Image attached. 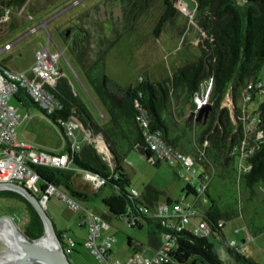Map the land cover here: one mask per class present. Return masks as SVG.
Segmentation results:
<instances>
[{"label":"trees","instance_id":"obj_1","mask_svg":"<svg viewBox=\"0 0 264 264\" xmlns=\"http://www.w3.org/2000/svg\"><path fill=\"white\" fill-rule=\"evenodd\" d=\"M176 1L161 0L163 13L155 35L163 24L172 22L178 15ZM26 2L2 0L1 5L5 9L21 10ZM192 8L193 22L204 36L199 54L160 81L141 78L135 86H120L107 77L104 53L98 52L97 45H92L95 37L90 31L80 28L82 36L69 37L72 51L84 69V79L106 122L101 125L95 122L66 77H60L54 87L48 89L60 109L52 115L38 110L57 127L71 119L77 120L92 138L102 137L114 159L108 163L92 144H85L78 151L68 146L62 154L68 158L65 168L33 166V169L41 190L53 186L80 205L89 203L103 189H110L102 200L106 215L101 219L113 218L130 227H147V247L153 249L154 254L165 244L171 245L164 264H258L249 257L247 249L255 246V238L264 234V94L257 109L252 111L258 116L253 134L239 120L237 108L238 126H235L228 108L222 104L231 92L236 105L243 91L251 84L256 85L257 72L264 66V0H193ZM3 16L4 11L0 10V19ZM9 27L15 28L14 25ZM95 30L101 35L104 33L101 26H96ZM0 69L7 68L0 62ZM207 88L212 111L206 120L197 121L198 114L194 117L192 113L194 97ZM248 93L253 101L255 88ZM12 99L17 104L29 101L36 106L20 89ZM136 104L147 112L148 132L158 135L173 153L191 158L194 167L197 166L199 173L195 182H183L186 195L193 198L191 223L195 225V219L197 224L206 223L209 234H195L189 226L180 230L168 227L150 211L142 197L130 194L134 189H128L130 182L123 164L131 152H137L148 162L154 160L153 167L180 168L177 163L169 166L160 162L151 152L144 129L135 120ZM179 170L182 172L181 168ZM77 173L83 174V178L84 174L98 177L103 185L96 191L83 190L75 183ZM173 174L182 180L174 171ZM201 184H205L200 196L204 202L196 192ZM259 194L262 198L258 199ZM0 197L22 205L27 223L21 232L27 239L35 241L44 235L42 220L23 197L7 190L0 191ZM187 203L182 207L185 210H188ZM166 205L171 207L169 201ZM238 216L243 220V233L248 232L253 245H249L245 233L244 242L240 244L226 240L222 232L225 222ZM218 224L222 225L218 227ZM55 231L64 244V232ZM216 241L220 248L216 247ZM127 245H132L131 239ZM138 247L136 250L140 251L142 246ZM108 254L111 255L110 248ZM70 255H66L69 260Z\"/></svg>","mask_w":264,"mask_h":264},{"label":"rangeland","instance_id":"obj_2","mask_svg":"<svg viewBox=\"0 0 264 264\" xmlns=\"http://www.w3.org/2000/svg\"><path fill=\"white\" fill-rule=\"evenodd\" d=\"M122 1L124 2L122 3ZM122 1L27 0L21 10L5 9L0 4V10L4 11V15L9 21L6 24L0 23V62L6 64L11 70H18L14 72H23L31 68L38 51L47 49L51 54L54 50L57 51L58 49L54 48V44L57 42L55 26L59 24L60 20L70 15H74L71 21L79 22L80 28L90 31L91 36L93 34L92 37L95 38L92 39V45H97L98 52L104 53L107 77L120 86H135L141 78L154 82L170 77L185 61L193 60V55L199 54L198 50L204 36L201 35L193 22V0H177L175 8L178 10V15L172 22L163 24L157 35L155 32L163 13L161 0ZM70 4L72 7L61 14ZM49 20L51 21L49 22ZM10 25H14L15 28L10 29ZM96 26L102 27L104 32L102 35L95 30ZM32 29L34 30L32 31ZM98 38L99 41H97ZM7 44L10 45V49L2 51ZM59 66L67 79L79 87L81 98L92 117L103 122L88 83L83 75L81 77L71 59L64 52L55 68L58 70ZM256 84H260L264 88V66L257 72ZM263 94L264 90L257 92L253 101L248 104L250 113L257 109L263 99ZM245 96L246 90L243 91L236 105H233L234 109L239 110V118L245 117ZM12 104L10 102V105ZM232 104L231 93V97L226 96L222 107H227L230 111ZM254 116L252 115V117ZM230 118L233 124L238 126L237 119L234 120L233 115H230ZM63 129L64 133L68 135L67 126ZM247 129H251V134L255 133L254 127L247 126ZM72 132L76 135L77 131ZM18 133L26 137L35 150L54 156L59 155V128L47 119L43 118L42 123L38 126L18 129ZM70 142L72 143V140ZM123 167L129 177L130 187L128 189H135L139 195H142L148 187H152L155 191L168 195L173 201L171 207L176 202L182 207L186 206V202L182 200V195H185V183L183 180H178L173 174L174 171L177 176L180 175L181 172L177 167L173 169L167 165L153 167L137 152H131L128 155ZM193 169L198 175L197 166ZM78 175L83 174L78 173ZM109 193L110 189H103L99 197L92 199L93 201L89 204L90 208L96 212L104 211L102 200ZM260 197L261 194L258 199ZM157 199L159 198H153V202ZM191 200H193L192 196H188L187 201L191 202ZM47 205L50 212L46 213L56 229L65 230L73 237L72 232H69L68 229L69 225L74 222V216L63 203L54 197ZM1 216L12 218L20 231L27 223L22 205L9 198L0 197ZM109 222L112 225L109 234L114 235L117 242L112 248L115 258L125 262L134 255L139 245L142 246L138 251L139 255L142 256L147 252V227H130L125 222L113 218ZM242 225L241 216L225 222L222 232L226 240L240 244L243 234L240 229ZM73 230L76 236L85 233L84 229L77 230L75 226ZM235 230H239L240 234L235 233ZM77 237L79 238V236ZM129 239H131V246L127 245ZM254 242L255 246L249 250L257 251L249 257L258 264H264V234L256 237ZM216 247L220 248L217 241ZM3 251L4 246L0 241V255L3 254ZM248 253L250 254L247 250ZM73 256L75 257L74 254ZM79 259L82 264H96L82 248H79ZM69 261L71 264H75L71 257Z\"/></svg>","mask_w":264,"mask_h":264},{"label":"built area","instance_id":"obj_3","mask_svg":"<svg viewBox=\"0 0 264 264\" xmlns=\"http://www.w3.org/2000/svg\"><path fill=\"white\" fill-rule=\"evenodd\" d=\"M8 12V11H7ZM1 23L8 22L6 15L0 19ZM10 46H6L5 50H9ZM55 59L47 49L40 50L35 55V60L32 67L23 72H14L9 69H0V184H18L29 191L31 194L37 196L42 205H46L48 198L56 197L61 202L65 203L73 212H80L84 208L79 203L69 199L64 193L53 186H48L44 191V195H40L42 191L39 187V177L34 171L33 166H45L51 168H65L67 166V156H54L46 154L34 149L33 146L18 141L15 137V131L19 124V115L17 109L10 105V101L17 91L23 90L31 101L36 104L41 112L46 115H52L60 109V105L50 94V88H53L56 81L62 77L55 69ZM256 92H261L263 87L260 84L250 85L246 90L244 98L245 108L244 118H239L243 125L254 127L255 131L258 125V116L250 113L248 104L252 101L248 91L254 89ZM195 109L192 112L195 117L199 111L209 104V88L202 90L201 93L194 97ZM137 108V115L135 120L144 129V138L154 156L160 162L167 163L169 166L177 163L182 172L180 178L187 183L193 184L197 177L194 172L193 160L189 157L173 153L167 145L159 138L158 135H153L148 132L149 121L147 112L135 105ZM252 114V115H251ZM68 128L67 137H72L73 132L81 127V124L71 119L66 123H61ZM251 133V129H247ZM260 134H258V137ZM150 163H154L151 160ZM84 179L90 183L92 190H98L103 181L90 174H84ZM204 183V182H203ZM205 188V184L196 187V192L201 201L204 202L203 197H200ZM130 194L134 197H141L135 190H130ZM185 202V197H182ZM188 204V203H187ZM192 205L188 204V210L182 208L179 203L173 207L166 204L157 203L154 209L150 210L158 218H161L162 223L168 227H177V230L189 226L190 230L195 234H209V228L206 223L200 222L193 225V210ZM88 218L87 222V236L84 240V248L90 253L98 264H121L119 260L113 259L108 254L111 244L114 239H102V230L106 228V224L101 217L86 211ZM222 225V224H221ZM218 224V227L221 226ZM247 242L253 245V239L248 232L244 230ZM64 252L66 255L72 253L75 249L76 243L70 238L64 237ZM234 244V243H232ZM170 244H165L156 254L151 258L142 259L141 264H164L166 262V254L171 250Z\"/></svg>","mask_w":264,"mask_h":264},{"label":"crops","instance_id":"obj_4","mask_svg":"<svg viewBox=\"0 0 264 264\" xmlns=\"http://www.w3.org/2000/svg\"><path fill=\"white\" fill-rule=\"evenodd\" d=\"M1 2H2V0L0 1V4H1ZM71 7H72V5L70 4L68 7H66L61 12V14L64 13V12H66ZM72 17H74V15L73 16H71V15L70 16H67L63 20H60L59 24H57L55 26V30H56V41L57 42H55L54 48H56V50L57 49L58 50L57 51L54 50V52H52V54L51 53L50 54L54 58H56L55 59V64H54V67H55L56 66V63H58V60H60V56L64 52L71 59V62L74 64V66L76 67V69L78 70V72L80 73V75L82 77V75L84 76V69H83L81 63L79 62L76 54L72 51L71 39L63 37V30L65 29L68 20L69 19L71 20ZM50 21L51 20H49V22ZM33 30L34 29H32V31ZM6 46H10V45L7 44ZM60 50L63 51V52H61ZM2 51H5V47L3 48ZM58 51H59V53H58ZM3 65H4L5 68L11 70L6 64L3 63ZM11 71H18V70H11ZM57 71L60 73V75L62 77H66L65 73L62 71V69H61L60 66H59V69ZM69 82L72 85V88H73V91H74L75 95H77L82 100L81 93H80L81 91L79 90V87H76L74 84H72L71 81H69ZM10 102L13 103L12 106L17 109V112H18V115H19V124H18V126L16 128V131H15V137H16V139L18 141L25 142V143H27V144H29V145L32 146V143L26 137H24L23 135H20L19 133L17 134L18 129L19 130L21 128L29 129L31 127L38 126L39 124L42 123V119L43 118H45V119H47V118L38 110V108H36V106H34L29 101H24L22 104L21 103L20 104H17L12 99ZM85 106H86V104H85ZM95 106H96V104H95ZM96 108L98 109L97 106H96ZM98 111H99V109H98ZM100 115H101L102 119L104 120L103 122L100 121L99 119H95L93 117V119L95 120V122L97 124H99V125H101V124H103V123L106 122V118L101 113H100ZM48 121L51 122L50 120H48ZM58 123H60V122L58 121ZM54 126H56V125H54ZM63 127H65V125H63V124H61V127H58L59 128V155L58 156H63L62 154L66 151V149H67L68 146L70 147V149L72 151H78L79 148H81L83 145H85V144H92L95 147V149L97 150V152L100 155H102L103 158L108 163H112L113 162V160L106 153L105 148L103 147V144L100 141V139H102L101 136H97V137L92 138L91 135L88 132H86L83 129L82 125H81L80 128L76 129V131H77V132H75L76 135H74V132H73V136L72 137H67V135L64 133ZM70 140H72V143L70 142ZM177 168L180 169L179 167H177ZM74 179H75V183L77 184L78 187H80L81 189L86 190V191H91L90 183L88 181L84 180V178L82 177V175H78V173H77L74 176ZM102 192H103V190L97 195V197H99ZM186 196L187 195H186V192H185V195H182V197H185L186 202H188L189 204H191L193 202V200H191V202L187 201L188 196L187 197ZM106 197H104V198H106ZM141 197L146 202L147 206L150 207V210L154 209V207H155V205L157 203H160V204L163 205V204H167L168 201H169L170 204H172V202H173V201H171V199L168 197L167 194H165V193L164 194L159 193L158 191H155L154 188H152V187H148L143 192V194L141 195ZM155 197L159 198L160 200L157 199L155 202H153V198H155ZM54 198L57 199L56 197H54ZM52 199H53V196L50 197V198H48V200L46 202V205H45L46 212H48V213L50 212V208L48 207L47 203L49 201H51ZM57 200L60 201L59 199H57ZM92 201L93 200H91L87 204H81V205L83 206V208L86 211H89V212H91V213H93V214H95V215H97L99 217H102V216L106 215V212H105L104 207H103L104 211H102V212L101 211L100 212H98V211L96 212V210L94 211L93 209H91L90 206H89V204ZM61 203H63V202H61ZM63 205L74 216V222L69 225V229H68L69 232H72L73 237L70 236L69 233L67 231H65V230H60V229H56V230L61 231V232H64V236H66L67 238H70L73 241H75L76 248L71 253L70 257H71V259L74 260L75 264H82L81 261H80V259H79V248H82L83 250H85L87 252L88 255H90L89 252L86 249H84L83 246H82L83 243H84V240L86 239V236H87V225L86 224L88 222V218L86 216V212L84 211V209L82 211H80V212H76L75 213V212L71 211L65 203H63ZM109 220L108 221H103L106 224V228L102 230V239H114L115 240L114 235H110L109 234V232L111 231V228H112V225L110 224ZM193 223L194 224H197L196 219L193 220ZM74 226L77 228V230L78 229L79 230H83L84 229L85 230V233L84 234H80V235L78 234L77 235V236H79V238H78L74 234V232H73L74 231L73 230V227ZM242 227H243V225L240 227L241 230H242ZM238 231L239 230H235V233L240 234V232H238ZM242 233H243V231H242ZM244 237H245V235L243 233L242 234V237L240 239V243L244 242ZM114 244H117V242L115 241L114 243H112V245L110 247V252H111L112 258L113 259H117V258L114 257L115 255H114V253L112 251V248H113V245ZM249 248H253V247L249 246ZM249 248L247 250L250 252V254L249 253L248 254H249V256H253V253H255L257 250H249ZM147 249H148L147 252L144 255H142V256L139 255L138 251L136 250L135 253H134V255L132 257H130L129 259H127L125 262H121L119 259L118 260L121 262V264H141L140 261L143 258H148V257H151V256L154 255V253H153L154 250L153 249H150L148 247H147ZM73 254L75 255V257L73 256ZM90 257H92V256L90 255ZM92 259H93V257H92ZM95 263L98 264L96 261H95Z\"/></svg>","mask_w":264,"mask_h":264},{"label":"water","instance_id":"obj_5","mask_svg":"<svg viewBox=\"0 0 264 264\" xmlns=\"http://www.w3.org/2000/svg\"><path fill=\"white\" fill-rule=\"evenodd\" d=\"M227 97H231V93H228ZM233 105L234 104H232V109L229 112L230 115H233V119L235 120V109ZM211 111L212 108L210 105L203 107L198 113L197 121L202 119L206 120ZM100 141L103 144L108 156L113 160L114 157L105 142L102 139H100ZM5 190L17 193L35 209L38 216L42 220L44 226V235L46 234L51 237V244L49 246L40 245L39 242L44 237V235L38 240L31 241L23 235L12 218L9 216H1L0 222L2 220H6L9 223L15 235V240L21 248V252L17 255V257L10 261L9 264H24L27 261H32V264H71L64 252V244L57 238L55 231L56 228L46 213L45 205H42L35 195L31 194L18 184H0V191ZM40 195H44L43 190L40 192ZM0 264L4 263L0 261Z\"/></svg>","mask_w":264,"mask_h":264},{"label":"bare ground","instance_id":"obj_6","mask_svg":"<svg viewBox=\"0 0 264 264\" xmlns=\"http://www.w3.org/2000/svg\"><path fill=\"white\" fill-rule=\"evenodd\" d=\"M0 241L4 245V253L1 255L0 261L9 264L21 252V248L17 244L15 235L6 220L0 222ZM39 244L49 246L51 237L45 234V238L41 239ZM24 264H32V261H27Z\"/></svg>","mask_w":264,"mask_h":264},{"label":"flooded vegetation","instance_id":"obj_7","mask_svg":"<svg viewBox=\"0 0 264 264\" xmlns=\"http://www.w3.org/2000/svg\"><path fill=\"white\" fill-rule=\"evenodd\" d=\"M82 35L83 33L80 29L79 22L75 23L74 21L69 20L66 28L63 30V37H80Z\"/></svg>","mask_w":264,"mask_h":264}]
</instances>
